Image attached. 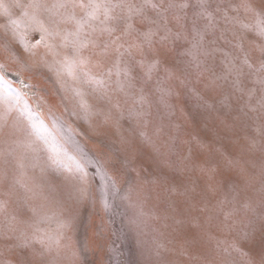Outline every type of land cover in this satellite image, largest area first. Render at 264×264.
<instances>
[{"label": "rangeland", "instance_id": "1", "mask_svg": "<svg viewBox=\"0 0 264 264\" xmlns=\"http://www.w3.org/2000/svg\"><path fill=\"white\" fill-rule=\"evenodd\" d=\"M129 2L143 8L137 29L164 15L171 31L119 69L114 55L98 67L86 49L90 75L73 80L57 73L71 50L59 38L37 45L23 10L0 0V264H264V36L245 10L264 13V0ZM30 139L21 170L7 153ZM12 216L14 233L3 227ZM36 227L61 239L33 259Z\"/></svg>", "mask_w": 264, "mask_h": 264}, {"label": "snow or ice", "instance_id": "2", "mask_svg": "<svg viewBox=\"0 0 264 264\" xmlns=\"http://www.w3.org/2000/svg\"><path fill=\"white\" fill-rule=\"evenodd\" d=\"M147 2V0H146ZM15 6L23 10V16L26 18V25L34 27L41 35L36 44L39 45L48 38H59L61 46L71 50V54L65 53L58 61L60 67L57 69V73L66 72L67 75L72 77L73 80L78 79V73L83 77L90 75L88 65L93 62V56L85 57L83 55L84 50L92 48L96 49L94 53L96 66H102L103 58L112 54L115 56L114 66L119 69V66L124 62V57H133V49L143 53L144 45L147 44L151 47L153 37L158 35L159 31L163 29L165 32H170L168 28L167 16L161 15L159 19H151L144 17L150 27L145 31H140L135 27L133 20L137 16H143V8L129 2V0H52V3H47V0H29L28 4H20L18 0H14ZM187 3H183L178 7L186 8ZM152 7H157L152 5ZM169 8L176 7V5H169ZM79 10V12L77 11ZM247 12L257 15L260 19L256 22V29L261 36H264V13H257L250 5H245ZM166 11V9H162ZM47 14V22L42 17V14ZM211 16V13H207ZM179 22V17H173ZM143 22V21H142ZM10 24L17 25L18 21L11 20ZM72 25L71 28L62 27L64 25ZM7 27V25H5ZM195 29V25H193ZM246 28H250V25H244ZM199 36L198 43L203 41V34L197 31ZM243 38V36H241ZM164 39V37H162ZM132 41L129 43V41ZM48 47L54 51L55 55H61L55 52V46L49 44ZM261 54L264 55V47L261 48ZM247 62V61H245ZM158 61H154L152 66H155ZM262 68H264V61H262ZM119 74V73H118ZM124 75L127 77L130 73L125 69ZM107 76L111 77V70L108 71ZM3 75H0V81H3ZM99 83L104 86L105 95H107L108 82L104 79H100ZM261 84L264 86V78L261 79ZM124 83L119 82L117 87L119 90L124 89ZM264 90V88H262ZM111 98L109 97V100ZM140 100L143 102L144 97L141 96ZM117 102L114 107L119 108ZM138 115H144V113H138ZM2 127V125H0ZM31 129L34 132H39L37 125L32 124ZM29 135H33L30 132ZM38 138V137H37ZM17 143V142H13ZM36 139H30L25 142L17 143V148L23 149L19 156H15L16 149L10 148L8 150V156H14L16 159V165L19 169L25 168L24 161L27 159L29 151H35ZM53 163L59 164L60 162L54 157H50ZM67 168V166H65ZM79 169L78 179L82 184L87 182V172L81 165H77ZM71 171L70 168H67ZM6 178V173L3 174ZM103 178V177H102ZM19 182V181H18ZM114 185V181L112 182ZM27 191L32 189L27 188V185H22ZM81 193H84L86 189L81 188ZM6 202L0 201V213H4ZM35 212V209H33ZM16 217L12 216L3 225L7 232L14 233L18 230ZM42 229L38 227L32 233L33 238L38 240V243L42 246L41 250L37 252L33 250L32 257H43L46 253L51 252L53 246L57 249L60 247V234L55 236L44 233L43 235L36 236L37 232H42ZM21 237L26 241L28 239V233L24 230L20 231ZM27 247V243L25 244ZM21 264H33V260L22 261ZM42 264H56L55 260L42 261Z\"/></svg>", "mask_w": 264, "mask_h": 264}, {"label": "bare ground", "instance_id": "3", "mask_svg": "<svg viewBox=\"0 0 264 264\" xmlns=\"http://www.w3.org/2000/svg\"><path fill=\"white\" fill-rule=\"evenodd\" d=\"M5 75L7 76H10V77H12V78H14V79H16V80H18V82L20 83V84H22L23 82H24V80L19 76V75H17V74H12V73H5ZM8 76H7V78H8ZM2 105H4V104H2ZM1 106V105H0Z\"/></svg>", "mask_w": 264, "mask_h": 264}]
</instances>
